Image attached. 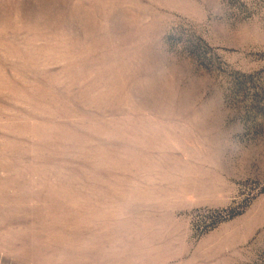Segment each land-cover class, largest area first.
<instances>
[{
	"label": "rangeland",
	"instance_id": "obj_1",
	"mask_svg": "<svg viewBox=\"0 0 264 264\" xmlns=\"http://www.w3.org/2000/svg\"><path fill=\"white\" fill-rule=\"evenodd\" d=\"M0 264H264V0H0Z\"/></svg>",
	"mask_w": 264,
	"mask_h": 264
}]
</instances>
